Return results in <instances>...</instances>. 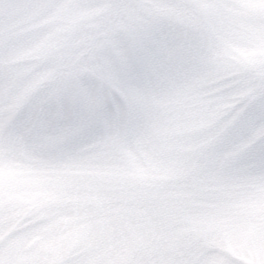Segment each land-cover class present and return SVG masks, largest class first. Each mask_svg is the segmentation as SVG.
Wrapping results in <instances>:
<instances>
[{"label": "snow or ice", "instance_id": "obj_1", "mask_svg": "<svg viewBox=\"0 0 264 264\" xmlns=\"http://www.w3.org/2000/svg\"><path fill=\"white\" fill-rule=\"evenodd\" d=\"M0 264H264V0H0Z\"/></svg>", "mask_w": 264, "mask_h": 264}]
</instances>
